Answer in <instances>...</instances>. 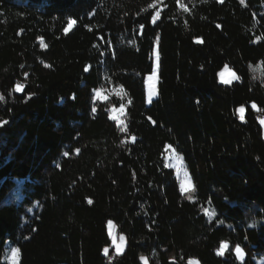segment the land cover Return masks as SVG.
<instances>
[{
  "label": "trees",
  "instance_id": "16d2710c",
  "mask_svg": "<svg viewBox=\"0 0 264 264\" xmlns=\"http://www.w3.org/2000/svg\"><path fill=\"white\" fill-rule=\"evenodd\" d=\"M154 50L158 92L146 103ZM225 64L239 77L227 85ZM109 86L123 100L95 98ZM0 95V264L7 243L16 264L264 254V0H0ZM167 145L189 172L187 194ZM108 220L125 237L120 254L103 253Z\"/></svg>",
  "mask_w": 264,
  "mask_h": 264
},
{
  "label": "rangeland",
  "instance_id": "374dc122",
  "mask_svg": "<svg viewBox=\"0 0 264 264\" xmlns=\"http://www.w3.org/2000/svg\"><path fill=\"white\" fill-rule=\"evenodd\" d=\"M154 63L157 65V73H156L155 78L152 81H148V77L152 75V71L150 73L146 74V76H145V81L144 82H145V101H146V103H150L157 96V92H158L157 91V82H158V53H157V50H154V53H153V64ZM225 65H227L228 68L231 70L229 72L235 73V75L238 77V74L236 73V71L233 68H231L228 64H225ZM224 66L217 71V80H218L219 83H222V84H224V83L220 80L218 73L224 68ZM227 80H231V83L234 82V81H237V79H232V77H229ZM150 83L155 85L156 95H154V96H149V84ZM117 88L118 87H114V86L100 88L99 90H101V96L103 98L102 99H97V100H107L110 97H114V96L120 97L123 100V91L120 92L119 94H117V92L115 91V89H117ZM241 106H243L244 109H246L244 104L238 106L237 109L239 107H241ZM120 108H121V105H119V106H111L109 108L110 117L114 118L116 120H119L121 118L122 114L124 113L125 107L123 105V112L120 111ZM237 114H238V116L240 118L239 112H237ZM262 118H264V114L259 116V122H260V125L262 127V136L264 138V124L261 123ZM164 161H165L166 165L173 170L175 178H176V180L178 182V185H179V188H180L181 192H183L185 194L189 193L190 190L193 187L189 172L187 171L181 156L179 154H177L176 151L173 149V147L170 146V145H167L166 148H165ZM177 169H179V171ZM182 182L185 184V187H184L183 190L181 189V183ZM108 221H111L112 225H113L112 234L111 235H109ZM108 221L106 222V226H107L108 236L110 238V245L105 247L104 249H107V253H108V250L110 248H112L115 254H120L125 249V245H126L125 237H124V235H122V234L117 232L116 227H115V225H114L112 220H108ZM120 236L124 237V243H123L121 251L119 253H117L115 245L113 243V237H115L116 243H119ZM222 243L225 244V248L223 249V251H224L225 249L228 248L229 245H228V243L226 241H224ZM12 248H14V247L11 246L9 243H7L6 246H5V251L7 252V256L6 257H7V260H8V262L10 264H12V261L10 259V257H11V249ZM235 248H234V254L236 255ZM219 250H220V247L217 249V253L219 252ZM242 252H243V250H242ZM103 253L105 254L104 250H103ZM236 257H237V255H236ZM243 257H244V252H243L242 258H238L237 257V259L241 261L243 259ZM140 260H141V262L143 264H147V260H146L145 256H141ZM189 261H193L194 264H200L198 259L195 258V257L189 258L188 261H187V264H189ZM255 261H256L257 264H264V254L261 255L260 257H257L255 259Z\"/></svg>",
  "mask_w": 264,
  "mask_h": 264
},
{
  "label": "snow or ice",
  "instance_id": "6c2138e0",
  "mask_svg": "<svg viewBox=\"0 0 264 264\" xmlns=\"http://www.w3.org/2000/svg\"><path fill=\"white\" fill-rule=\"evenodd\" d=\"M181 7H183V5H181ZM185 11H187V9H185ZM153 19L155 20V17H153ZM75 23H76V21H75L73 18L69 17L68 20H67V26L64 28V32L67 33V32L69 31V29H71ZM42 46H43V45H42ZM226 69H227L228 71H231V70L228 68V66L225 65L224 68L218 73V75H219L220 80H221L224 84L227 85V84H230V83H231V80H225V79L222 78V73H223ZM84 70H85V72H88V71H89V67L86 66ZM151 71H152V75L148 77V81H152V80L155 78V76H156V73H157V65H156L155 63L152 65V70H151ZM232 79H237V80H238L239 77H237V76L235 75V73H233ZM23 88H24V85H23L22 83H19V82H18V83H16V85L14 86V88L12 89V91L19 93V92L22 91ZM115 91L117 92V94H119L120 92L123 91V89L118 87L117 89H115ZM11 94H12V93H11V91H10V92H9V95H11ZM154 95H156V92H155V85L150 83V84H149V96H154ZM28 98H30V97H28ZM95 98H96V99H102V98H103V97L101 96V90L97 89V90L95 91ZM72 99H75V95H73ZM4 101H5V97H4L3 95H0V102H4ZM197 103H198V101H197ZM252 107L255 108L256 105L253 104ZM241 108L244 109V107L241 106V107H239V108L237 109V112H239V114H240V119L243 120V119H244V114L241 115V113H240V111H239ZM92 111L95 112L96 109L93 108ZM120 111L123 112V105H121ZM244 112H245V109H244ZM7 123H8L7 120H0V125L7 124ZM261 123L264 124V120H261ZM123 130H124V129H123V127H122V128H121V131H123ZM64 155L67 156L68 153L65 152ZM170 166H171V165H170ZM177 170L179 171V169H177ZM184 187H185V184L182 182V183H181V189L183 190ZM88 202H89V204L92 203L91 200H89ZM209 218L211 219V214H210V213H209ZM112 228H113L112 222H111V221H108L109 235L112 234ZM113 243H114V245H115V248H116L117 253H119V252L121 251L122 246H123V243H124V237H123V236H120V238H119V243H116L115 237H113ZM224 248H225V244H224V243H221L220 250H219L218 254H223V249H224ZM104 252H105V254H107V249H104ZM235 252H236V255H237L238 258H242V256H243V252H242V249L240 248L239 245L236 246V248H235ZM18 255H19V249H18V248H15V247L12 248V249H11V257H10V259H11V261H12V264H16L17 259H18ZM109 259H111V257H109ZM189 264H194V262H193V261H189Z\"/></svg>",
  "mask_w": 264,
  "mask_h": 264
},
{
  "label": "clouds",
  "instance_id": "9594fccd",
  "mask_svg": "<svg viewBox=\"0 0 264 264\" xmlns=\"http://www.w3.org/2000/svg\"><path fill=\"white\" fill-rule=\"evenodd\" d=\"M233 76V72H229L227 69L225 70L224 73H222V78H224L225 80H227L229 77ZM241 115L244 114V109L241 108L240 110ZM262 120H264V118H262Z\"/></svg>",
  "mask_w": 264,
  "mask_h": 264
}]
</instances>
